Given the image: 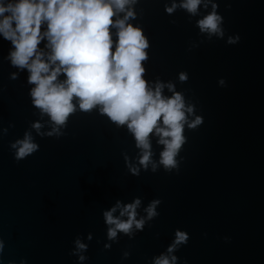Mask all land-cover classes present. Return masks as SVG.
<instances>
[{
	"label": "water",
	"instance_id": "1",
	"mask_svg": "<svg viewBox=\"0 0 264 264\" xmlns=\"http://www.w3.org/2000/svg\"><path fill=\"white\" fill-rule=\"evenodd\" d=\"M173 2L184 0L126 6L135 13L127 23L140 28L149 44L144 79L153 90L157 81L173 84L185 106H195L188 120L204 119L195 130L185 126L186 143L171 171L159 163L164 146L155 130L148 139L157 168L153 172L150 163L145 171L133 134L102 114V106L85 112L74 98L76 111L65 125H55L33 105L29 72L6 59L14 47L0 35V264H152L176 229L190 236L173 253L179 264H264V0H214L224 18L223 39L197 27L212 11L203 7L205 0L195 16L180 7L168 14L165 6ZM46 28L45 22L42 35ZM117 31L110 28L113 51ZM237 35L238 43H227ZM47 43L38 48L50 52ZM181 72L186 82L179 80ZM172 94L167 87L162 91L164 97ZM53 128L59 134L47 135ZM26 133L39 150L17 161L12 144ZM136 198L138 220L154 199L162 201L159 217L143 231L134 229L132 238L118 232L108 240L103 212L117 200ZM76 240L87 250L73 254Z\"/></svg>",
	"mask_w": 264,
	"mask_h": 264
},
{
	"label": "clouds",
	"instance_id": "2",
	"mask_svg": "<svg viewBox=\"0 0 264 264\" xmlns=\"http://www.w3.org/2000/svg\"><path fill=\"white\" fill-rule=\"evenodd\" d=\"M135 3L136 0H0V35L14 47L6 59L21 71L27 69L29 72L28 83L35 85L30 93L33 105L46 113L55 125H65L76 111L74 98H78V107L85 112L102 106V114L117 125L126 124L133 134L137 148L143 150L139 164L145 171L152 163L148 138L155 130L161 137L158 143L164 146L159 163L165 171H171L177 168L176 157L186 143L185 126L195 130L204 119L197 115L188 120L194 115L195 106L186 107L182 93L175 91L173 84L157 81L153 90L144 79L146 70L142 62L148 59L145 50L149 44L140 28L127 23L130 18H135V13L131 8L126 11V6ZM201 4L202 0H184L179 5L173 2L171 7L165 6V11L172 14L180 7L195 16ZM209 5L212 11L197 21V27L209 38L223 39L224 18L218 14L219 4L205 0L203 7ZM117 13L125 15L114 21ZM45 22L47 28L42 35L41 26ZM112 27L118 29L115 51ZM45 39L48 43L44 47L50 50L48 53L38 48ZM239 40L237 35L229 37L227 43L232 45ZM61 75L66 80L57 82ZM12 78L15 79L16 74ZM179 80L186 82L187 73L181 72ZM219 84L225 86V81L221 79ZM165 87L173 93L171 97L162 96ZM161 121L164 127L159 126ZM33 128L40 134L39 123ZM53 134H59V129L53 128L47 133ZM12 148L16 149L17 161L39 150L28 133L23 140L12 144ZM125 164L128 167L127 158ZM156 168L157 165L152 163L153 172ZM129 171L134 176L140 174L137 167H129ZM161 203L160 199L152 200L144 209L146 218L138 220L141 199L126 204L117 200L114 207L103 212L108 240H115L118 232L132 238L134 229L143 231L146 222L159 217L157 208ZM117 209L120 210L119 217L114 216ZM121 217H127V220ZM189 239L186 231L176 229L166 252L154 257L152 264H179V258L173 253L186 246ZM75 243L77 253L73 254L87 250V245L79 240ZM2 249L0 242V251ZM79 259L83 261L85 257L81 255Z\"/></svg>",
	"mask_w": 264,
	"mask_h": 264
}]
</instances>
